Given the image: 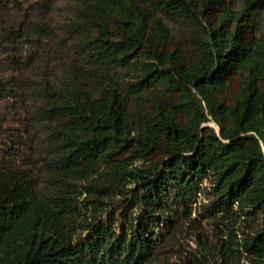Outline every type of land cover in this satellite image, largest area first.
<instances>
[{
    "label": "trees",
    "instance_id": "1",
    "mask_svg": "<svg viewBox=\"0 0 264 264\" xmlns=\"http://www.w3.org/2000/svg\"><path fill=\"white\" fill-rule=\"evenodd\" d=\"M65 1L69 59L40 92L47 186L0 162V264L163 262L201 195L229 225L242 213L263 224L241 245L231 230L215 242L198 232L201 256L184 263L264 264V44L246 39L264 0H243L240 12L231 0ZM171 23L190 28L194 58L170 49ZM17 30L0 12L11 63L30 39ZM236 74L244 79L229 103Z\"/></svg>",
    "mask_w": 264,
    "mask_h": 264
},
{
    "label": "rangeland",
    "instance_id": "2",
    "mask_svg": "<svg viewBox=\"0 0 264 264\" xmlns=\"http://www.w3.org/2000/svg\"><path fill=\"white\" fill-rule=\"evenodd\" d=\"M40 3L41 0H0L1 17L6 20V27L30 32V39L19 43L20 50L15 53L17 62L11 63L9 60L13 53L8 44L0 47V78L6 84V91L0 95V162L32 171L38 182L47 186L39 167L45 139V128L39 114L40 92L44 83L59 78L63 64L69 59L64 43L74 8L65 0H57L50 12H44ZM242 6L243 0H231L234 12H240ZM255 20V29H248L246 39L249 42L257 39L264 44V12H260ZM35 28L37 31H34L33 36L32 29ZM169 28L170 49L178 48L187 59L194 58L197 45L190 28L181 23H171ZM243 79L239 74L233 76L229 89L223 95L227 102L230 103L238 93ZM207 125L217 130L213 122ZM160 156L158 154L156 158ZM141 166L142 162L136 161L132 168L138 170ZM211 179L212 174L203 180L202 186L208 189ZM134 185L131 184V187ZM209 199L207 196H199L200 205L196 206L192 215L195 220L185 225L174 243L161 254L163 262L157 261L154 264H186L184 262L189 260V253L201 256L195 241L198 232L208 237L210 242H215L219 230L224 229L225 236L231 230L241 245L247 235L261 228V214L251 219L242 213L238 222L232 225L219 216L213 217L209 206H202ZM247 246H251V242H247ZM252 261L241 258L240 264Z\"/></svg>",
    "mask_w": 264,
    "mask_h": 264
}]
</instances>
